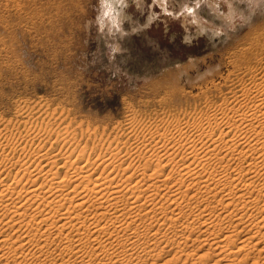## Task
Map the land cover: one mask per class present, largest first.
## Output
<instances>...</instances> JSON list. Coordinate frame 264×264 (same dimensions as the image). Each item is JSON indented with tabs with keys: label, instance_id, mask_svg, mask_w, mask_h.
<instances>
[{
	"label": "bare ground",
	"instance_id": "6f19581e",
	"mask_svg": "<svg viewBox=\"0 0 264 264\" xmlns=\"http://www.w3.org/2000/svg\"><path fill=\"white\" fill-rule=\"evenodd\" d=\"M256 41L237 59L248 79L193 112L142 123L132 111L113 135L22 107L17 125L0 120V264H264Z\"/></svg>",
	"mask_w": 264,
	"mask_h": 264
},
{
	"label": "rangeland",
	"instance_id": "374dc122",
	"mask_svg": "<svg viewBox=\"0 0 264 264\" xmlns=\"http://www.w3.org/2000/svg\"><path fill=\"white\" fill-rule=\"evenodd\" d=\"M184 2L0 0L1 125H17L22 107L33 119L45 111L54 114V127H107L113 135L129 112H137L142 123L155 122L172 111L182 115L220 101L230 83L248 79L246 60L237 59L258 42L256 34L264 33V12L213 40L214 30L226 28L233 17L247 16L258 0H201L195 20L180 15ZM113 16L121 18L123 35L108 33ZM197 21L209 34L199 30ZM115 43L120 49L111 54L109 45L115 49ZM174 93L195 102H159Z\"/></svg>",
	"mask_w": 264,
	"mask_h": 264
},
{
	"label": "clouds",
	"instance_id": "9594fccd",
	"mask_svg": "<svg viewBox=\"0 0 264 264\" xmlns=\"http://www.w3.org/2000/svg\"><path fill=\"white\" fill-rule=\"evenodd\" d=\"M201 0H194V2L189 3L187 2V0H185V2L182 4L181 9H180V15L185 16L186 14L188 16L193 17V19L195 20L196 17L198 16V8H199V4H200ZM103 3V0H101V4ZM264 4V0H258V6L255 9H249L248 15L241 17L239 19H237L236 17H233L231 19H229L227 21V27H221L219 29H216L212 32L211 36L212 39H224L226 37V35H230L233 32H235L239 27H243L245 25H247V23L249 22V20L257 14V12H264V9L260 8L259 5ZM165 6H166V0H165ZM108 14V10H105V15ZM151 19L153 18H149V21H151ZM97 20H99V16H97ZM197 27L199 28V30L201 32H203L204 34H209L208 30L206 28H200L199 26V22L197 21ZM99 28L101 30H103L104 28V24L101 22L99 24ZM108 33L111 35H115L116 37L118 35H123L124 34V29L122 27V20L119 16H113L110 18V23L108 24V29H107ZM113 44V43H112ZM109 45V49L111 51V54H114L115 52L119 51L120 49V45L119 43H115L116 48L112 49L111 45ZM194 62L190 61V64H192Z\"/></svg>",
	"mask_w": 264,
	"mask_h": 264
}]
</instances>
